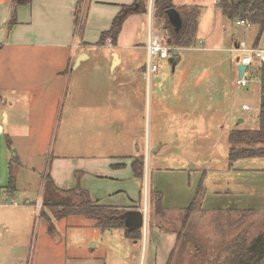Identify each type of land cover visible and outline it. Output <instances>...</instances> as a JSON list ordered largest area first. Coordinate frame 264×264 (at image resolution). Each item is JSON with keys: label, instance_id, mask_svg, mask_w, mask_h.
<instances>
[{"label": "rangeland", "instance_id": "1", "mask_svg": "<svg viewBox=\"0 0 264 264\" xmlns=\"http://www.w3.org/2000/svg\"><path fill=\"white\" fill-rule=\"evenodd\" d=\"M154 2L148 3L154 31L162 33L166 43L165 20L155 15ZM200 21L210 37L205 45L198 40L181 51L175 68L169 60L160 61V72L152 79L144 70L136 73L139 64L148 65L144 54H132L129 65L115 75L105 71V82H112L113 88L92 86L99 65L106 66L101 58L107 51L74 69L79 53L74 43L57 60L44 62L51 70L44 67L42 76L20 70L18 66L26 64L15 55L10 72L0 66V122L1 106L20 104L32 126L24 142L15 140V147L0 136V161L27 153L24 161L41 172L20 170L17 196L6 199L2 193L0 264H219L240 233L253 237L262 230L264 160L257 171L235 170L229 164V135L233 129L259 128V78L247 87L237 85V60L243 54L231 49L236 41L264 48V32L261 35L259 25H238L241 20H229L215 8H206ZM60 61L65 67L53 76ZM54 77L67 80L65 94L46 95L48 90L36 84ZM15 84L24 86H17L19 91L10 97L8 89ZM244 104L251 110H243ZM72 108L77 112L72 114ZM123 155L134 156L130 161L116 158ZM76 157L78 173H69L72 181L64 187L79 186L104 205L138 199L136 206L119 211L135 209L146 215L140 240L128 239L123 229L103 230L83 216L57 220L43 208L42 176L49 175L52 162ZM136 160L144 162V180L139 182L132 168ZM121 191L125 195L113 200ZM196 198L202 199V207L186 220L185 211ZM205 201L209 209L225 203L241 209L207 210Z\"/></svg>", "mask_w": 264, "mask_h": 264}, {"label": "crops", "instance_id": "2", "mask_svg": "<svg viewBox=\"0 0 264 264\" xmlns=\"http://www.w3.org/2000/svg\"><path fill=\"white\" fill-rule=\"evenodd\" d=\"M21 1L22 0H0V66L2 67V71L10 72L12 70V66L8 65L11 64V58L14 59L16 56L18 59L25 61L23 64H26L18 66L20 70L26 68L31 73H37L38 75L42 76V69L44 67L47 68L48 72L51 70V67L46 66L44 62H49V60H54L56 56L60 57L61 55L65 54L66 50L73 47L74 43L77 44L76 47L79 50V53L75 57L72 64V68L74 69H76V67H80L83 62L92 60L100 53V51H107L105 54L106 56L102 55L103 57L101 58V60L103 59V61L106 62V66L104 64H100L103 62L98 63L100 64L98 73L93 77L95 79V83H92V86H94L93 88L107 89L113 88V83L111 82V85L110 82H105V71L115 75L120 68L124 67L125 65H129L128 63H130L132 59V54L141 55L143 53L145 59L147 58L148 60L147 43L150 29L153 25V12L150 9L151 6H149L148 13L134 14L129 16L124 21L116 44H113L111 39H107L102 44L100 43L102 34L111 29L112 24L120 13L122 7L132 5L135 0H28L26 3L20 4ZM172 2L174 9H176L180 15L182 14L180 11H182L181 9L183 7L192 6L200 7L202 9L201 15L206 8H215L221 11L217 8V0H213V3H210L208 0H172ZM200 19L201 16L199 18L196 42L200 40L201 44L205 45L206 41H208V38L210 37L207 35V33L204 34ZM236 43L237 41L235 42L234 48L231 49V51H234ZM165 45L168 46L167 43ZM168 47L173 50H178L179 54L177 59L180 56L181 51L189 49L172 48L170 46ZM55 59L57 60V58ZM168 60L169 62L172 61V53ZM63 61H65V59ZM141 65L142 64H139L136 67V73L140 71L143 73L144 70L145 75H147V62H145L142 66ZM64 67L65 66H63V63L61 65L60 61L59 66L54 67L52 72L53 76L56 75L55 72L58 71V69H62ZM101 78L103 79L102 82ZM36 84H38V86L42 89L48 90L45 93L46 95L52 93L54 95H63L66 92L67 80L61 81L57 79V77H54L53 79L46 80L44 82L40 81ZM73 84L74 92L72 93V96L73 98H76L78 97V82L74 81ZM17 86L24 85L15 84V86L10 87L8 89V94L10 97H14L16 92L19 91ZM27 93L32 92L29 91ZM5 104L7 105V103ZM19 105L20 104H11V107L8 108L1 106V122L5 125L4 135L7 137L10 147H15V140L19 138H23L24 142V137L32 132V126L23 114L25 107ZM126 105H129L128 102ZM71 111H74L72 114L77 112V110L74 108H72ZM129 111L130 108L128 107V112ZM239 123H244V120L240 119ZM9 127L13 131L12 134L9 132ZM21 129L26 133L25 136L20 134ZM26 155L27 153L23 154L22 157L24 158ZM133 156L134 155H123L116 156V158L125 157L130 161L132 160L131 158H133ZM22 157H20L18 152H16V155L14 154L13 158H10L7 155L5 157L7 161L5 160L4 163L0 161V200L2 198V193L7 199L10 196L12 198L16 197L19 191L17 179L16 192L8 193L6 191L10 179L9 164L13 159H17V162L14 164L16 178L22 170L31 171L35 174L41 175V172L35 166L30 165L31 161L26 162ZM57 158H60V156ZM260 160H264V158L241 159L234 162L231 166L237 171L251 173L258 170L256 167L260 164ZM58 162L59 164L55 162L51 163L49 175L52 177L58 188H63L62 190L74 189L72 186L71 188H65L64 186L69 181H72L69 179V173L70 177L76 176V173H78V158H71L66 162L63 160ZM44 177L45 176H42V192L40 196V203L44 198ZM124 193V191H121L120 194L115 193L113 195L115 197L113 200H117L118 198L122 197L125 195ZM237 193H239L241 196L245 194L244 192ZM129 198L130 203L126 205H104L101 204V200L98 199L96 201H98L100 205L106 206L108 208L127 210L131 208V206H136L135 203L138 202V199L131 197ZM25 202L27 204L31 203L30 199L28 198L25 199ZM215 205L217 204H214V206L212 205V208L210 209L226 210L229 209V207L241 209L238 208L235 203L222 204L223 206L220 209ZM203 207L207 210H210L207 208L206 201L203 203ZM38 208H41V204L38 205ZM248 210H252V208H249ZM130 211L139 210H128L126 213Z\"/></svg>", "mask_w": 264, "mask_h": 264}, {"label": "trees", "instance_id": "3", "mask_svg": "<svg viewBox=\"0 0 264 264\" xmlns=\"http://www.w3.org/2000/svg\"><path fill=\"white\" fill-rule=\"evenodd\" d=\"M28 0H22L20 4ZM149 0H135L132 5L123 6L115 18L109 31L102 34L100 43L111 39L116 44L118 35L124 21L134 14H145L149 11ZM174 8L172 0H155L154 10L157 17L165 20L164 29L167 31V44L172 48H191L197 40L199 18L202 9L197 6L183 7V26L177 33L169 22L167 11ZM217 8L229 20H241L250 25H259L261 35L264 32V0H220ZM261 36L258 39V43ZM166 40V39H165ZM257 46V44L255 45ZM260 88L259 128L256 130H232L229 135V163L230 166L241 159L264 158V65L255 69ZM13 159L9 164L10 179L7 187L8 193L16 192L15 163ZM134 175L139 180H144V162L134 161L132 164ZM43 208L51 210L57 220L70 216H83L95 222L103 230L123 229L125 236L130 240H140L139 229H126L125 213L118 209L100 205L92 199L89 193L79 186L70 190H61L56 186L50 175L44 177ZM162 200V199H161ZM202 199L196 198L194 204L185 211V219L202 207ZM45 217V213L43 215ZM47 217V216H46ZM48 218V217H47ZM50 220V218H48ZM53 227V225H51ZM219 264H264V217L263 227L255 236L243 231L231 244L227 245V255Z\"/></svg>", "mask_w": 264, "mask_h": 264}, {"label": "built area", "instance_id": "4", "mask_svg": "<svg viewBox=\"0 0 264 264\" xmlns=\"http://www.w3.org/2000/svg\"><path fill=\"white\" fill-rule=\"evenodd\" d=\"M219 1L220 0H217V3ZM237 24L243 26L246 25L247 27L250 26V24L246 23L245 21H238ZM165 44L166 43L162 33L155 32L152 25L147 43L148 65L146 68V74L148 79H152L154 74L160 72L159 62L168 60L173 51V49L169 48ZM234 51L243 54V56L237 60L238 67L240 65H245L247 67V70L241 79L239 78V70L237 67L238 77L236 83L239 86L247 87L250 83L255 81V76H257L255 74V69L264 65V48L259 47L258 45H248L245 41H240L236 43ZM242 108L245 111L251 110L250 106L248 105H244ZM4 131L5 125L0 122V136L4 135Z\"/></svg>", "mask_w": 264, "mask_h": 264}, {"label": "water", "instance_id": "5", "mask_svg": "<svg viewBox=\"0 0 264 264\" xmlns=\"http://www.w3.org/2000/svg\"><path fill=\"white\" fill-rule=\"evenodd\" d=\"M168 19L172 27L174 28L175 32H179L182 29L183 26V20L180 15V13L172 8L167 11ZM178 50L174 49L172 51V65L174 68L177 65L178 59ZM239 70V78H243L245 71L247 70V67L245 65H240L238 67ZM242 121V120H241ZM125 220H126V227L131 230L142 228L145 225L146 222V215L143 214L141 211H130L125 214Z\"/></svg>", "mask_w": 264, "mask_h": 264}]
</instances>
